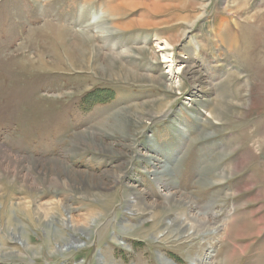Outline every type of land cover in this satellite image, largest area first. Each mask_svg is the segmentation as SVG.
<instances>
[{
  "label": "rangeland",
  "instance_id": "obj_1",
  "mask_svg": "<svg viewBox=\"0 0 264 264\" xmlns=\"http://www.w3.org/2000/svg\"><path fill=\"white\" fill-rule=\"evenodd\" d=\"M120 1L0 0V262L114 208L151 233L120 263L264 264V0Z\"/></svg>",
  "mask_w": 264,
  "mask_h": 264
},
{
  "label": "crops",
  "instance_id": "obj_2",
  "mask_svg": "<svg viewBox=\"0 0 264 264\" xmlns=\"http://www.w3.org/2000/svg\"><path fill=\"white\" fill-rule=\"evenodd\" d=\"M15 205H21V204L15 203L14 206ZM9 206H11V205H9ZM9 206H8V208H9ZM19 207L20 206H18V207L16 206L12 209L13 213H12L11 217H9V219H11V220L16 219V220H18V222L22 221V219H25V217H22V215H24V214L22 213V211L19 210L20 209ZM8 208H5V206H3L2 203L0 202V221L6 219V217H7L6 211L8 210ZM88 209H90V210L93 209L94 212H96V211L99 212L102 210L99 207H95V208L91 209L89 207H84V206H81V208L79 210H81L85 213V212H87L86 210H88ZM110 212H112V215L107 219H102L96 227L94 226L93 223H90V227H87L86 235L78 234L81 236H87L88 237V238H86V240L81 245L78 246V244L80 242L77 240H74V241H70L69 239L65 240L62 243L63 247H61V248H63L62 250L64 252L62 250L61 251L59 250L57 253H55L56 255L59 254L57 256H60V257L63 256L62 258H60V259H62L61 261L65 262L67 260L72 259V261L67 262V264H78V263L80 264V261H82V264H101V261L104 262L102 264H123V263H120V262L115 260V257H114L115 254L114 253L117 252L119 254H122V251H125V247L130 246L131 241H140L141 239L144 240V239H146L145 238L146 236H149L151 234V233H149V230L144 231L143 229H141L143 227H140V232L133 233V230L135 227L134 225L137 224L136 222L128 221L125 218L124 219H121V218L117 219L116 215H115L116 212H115L114 208H112V210ZM24 216H26V215H24ZM3 217H5V218H3ZM131 226H132V229H130ZM0 236H6V234L0 232ZM155 236L157 237L156 233L152 235V237H155ZM3 240H4L5 245L1 244L0 251L4 255L7 254L5 252L6 251L5 246L8 248L17 249L16 251L9 252V254L20 255V251H22L20 246L11 247L7 244L5 239H3ZM67 242H68V244L69 243L75 244L76 245L75 248L70 247V248L66 249L64 243H67ZM55 244H56V242L54 243V245ZM62 244H60V245H62ZM57 245L58 244H56L55 247ZM82 247L85 248V251H84V254L81 257V259L77 263V260L71 254L76 252V251H79ZM61 248H59V249H61ZM15 252H16V254H15ZM0 264H5V263L0 262ZM62 264H64V263H62Z\"/></svg>",
  "mask_w": 264,
  "mask_h": 264
},
{
  "label": "bare ground",
  "instance_id": "obj_3",
  "mask_svg": "<svg viewBox=\"0 0 264 264\" xmlns=\"http://www.w3.org/2000/svg\"><path fill=\"white\" fill-rule=\"evenodd\" d=\"M141 2H134V0H131V1H129V2H127V1H124V0H122V1H120L119 2V5H127V6H130L131 4H135V5H137V4H140ZM147 3L146 2H144V5L145 6H149V5H146ZM157 4V3H156ZM158 9H160V6H157V5H155V11H158ZM136 22H137V25H143V26H145V24H146V22L145 21H143V20H141V19H139V20H137L136 19ZM129 25L127 24H125V23H123L122 25H119V29H128L129 27H128ZM56 32H58V37H64L63 36V33H62V31H61V29L60 28H56ZM65 42V41H64ZM66 43V42H65ZM64 43V44H65ZM66 47H67V49L69 50V53H73L74 54V52H73V47H71L69 44H67L66 43ZM75 50H77L78 51V54H75V56H79V57H81L82 59H84V54H85V44H84V42L83 43H78L76 46H75ZM143 51V49H141V51L140 52H142ZM70 57L73 59V57L74 56H72V55H70ZM72 59H70V60H72ZM190 69V68H189ZM123 70H124V68H123ZM190 70H192V69H190ZM189 73H192V72H189ZM166 168H165V170H163V171H154V174H160V175H163V174H166ZM159 175H157V178L159 179V182H160V180H162V178H161V176H159ZM166 185H169V183H166ZM190 228H193V226H189ZM190 228H187V230H189ZM191 230V229H190ZM191 231H193V230H191ZM166 260V259H165ZM167 262H169L168 260H166ZM170 264H175V263H173V262H169ZM195 264V263H194Z\"/></svg>",
  "mask_w": 264,
  "mask_h": 264
},
{
  "label": "water",
  "instance_id": "obj_4",
  "mask_svg": "<svg viewBox=\"0 0 264 264\" xmlns=\"http://www.w3.org/2000/svg\"><path fill=\"white\" fill-rule=\"evenodd\" d=\"M163 260H164V258H163Z\"/></svg>",
  "mask_w": 264,
  "mask_h": 264
}]
</instances>
